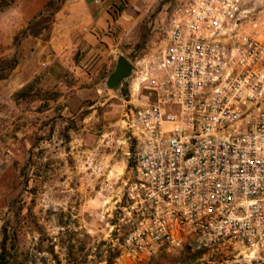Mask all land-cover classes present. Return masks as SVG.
I'll return each mask as SVG.
<instances>
[{
  "label": "rangeland",
  "instance_id": "1",
  "mask_svg": "<svg viewBox=\"0 0 264 264\" xmlns=\"http://www.w3.org/2000/svg\"><path fill=\"white\" fill-rule=\"evenodd\" d=\"M23 1L0 11V60H18L0 80V255L7 239L11 264H264V246L198 260H189L195 246L152 259L120 249L114 226L134 157L125 116L144 100L141 63L165 47L178 0H101L114 18L102 36L109 68L101 59L89 70L54 74L29 38L14 41L29 23L25 8L39 2ZM247 10L251 33L252 22H264V0ZM120 57L137 73L114 91L107 81ZM29 85V98L18 100Z\"/></svg>",
  "mask_w": 264,
  "mask_h": 264
},
{
  "label": "built area",
  "instance_id": "2",
  "mask_svg": "<svg viewBox=\"0 0 264 264\" xmlns=\"http://www.w3.org/2000/svg\"><path fill=\"white\" fill-rule=\"evenodd\" d=\"M250 2L178 0L165 47L141 63L144 100L124 121L133 177L114 226L132 256L264 246V22L246 32Z\"/></svg>",
  "mask_w": 264,
  "mask_h": 264
},
{
  "label": "crops",
  "instance_id": "3",
  "mask_svg": "<svg viewBox=\"0 0 264 264\" xmlns=\"http://www.w3.org/2000/svg\"><path fill=\"white\" fill-rule=\"evenodd\" d=\"M49 1L39 0L25 8L29 22L43 11ZM110 9L111 5L101 0H66L62 10L55 17L50 40L45 42L29 38L36 57L45 56L44 65L49 66L53 74L58 70H89L101 59L106 61V68H109L102 36L114 20ZM24 66L20 64L18 69H24ZM104 68L105 66H102L100 71Z\"/></svg>",
  "mask_w": 264,
  "mask_h": 264
},
{
  "label": "trees",
  "instance_id": "4",
  "mask_svg": "<svg viewBox=\"0 0 264 264\" xmlns=\"http://www.w3.org/2000/svg\"><path fill=\"white\" fill-rule=\"evenodd\" d=\"M16 1L17 0H0V11L11 7ZM65 3L66 0H50L44 7L43 11L37 14L29 22L27 28L22 30L20 34L16 36L14 41L18 43L20 41V37H32L48 42L51 38L52 28L55 23V17L62 10ZM118 10L120 9L118 8ZM17 65L18 60L15 58L0 60V72L4 71V76H0V80H5L8 76V74L6 73L13 71L17 67ZM32 91L33 86L29 85L25 89L19 91L16 94V98L18 100H27L30 96L29 93H32ZM203 253V251H199L197 252V254L190 256L189 260H198ZM0 264H11V254L9 252V249L7 248V239L4 241V247L2 248V253L0 255Z\"/></svg>",
  "mask_w": 264,
  "mask_h": 264
},
{
  "label": "water",
  "instance_id": "5",
  "mask_svg": "<svg viewBox=\"0 0 264 264\" xmlns=\"http://www.w3.org/2000/svg\"><path fill=\"white\" fill-rule=\"evenodd\" d=\"M136 73L137 71L134 65L127 58L120 57L117 59V66L115 71L111 74L107 81V86L110 89L117 91Z\"/></svg>",
  "mask_w": 264,
  "mask_h": 264
}]
</instances>
